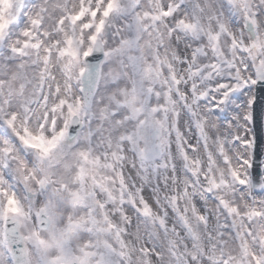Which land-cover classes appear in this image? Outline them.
Listing matches in <instances>:
<instances>
[{"label":"snow or ice","instance_id":"obj_1","mask_svg":"<svg viewBox=\"0 0 264 264\" xmlns=\"http://www.w3.org/2000/svg\"><path fill=\"white\" fill-rule=\"evenodd\" d=\"M0 264H264V0H0Z\"/></svg>","mask_w":264,"mask_h":264}]
</instances>
